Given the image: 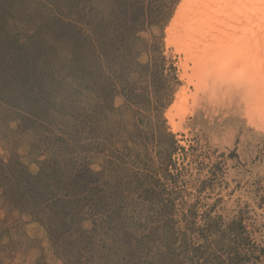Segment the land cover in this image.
<instances>
[{
    "label": "rangeland",
    "instance_id": "obj_1",
    "mask_svg": "<svg viewBox=\"0 0 264 264\" xmlns=\"http://www.w3.org/2000/svg\"><path fill=\"white\" fill-rule=\"evenodd\" d=\"M181 2L0 0V264H264L242 91L168 118Z\"/></svg>",
    "mask_w": 264,
    "mask_h": 264
},
{
    "label": "bare ground",
    "instance_id": "obj_2",
    "mask_svg": "<svg viewBox=\"0 0 264 264\" xmlns=\"http://www.w3.org/2000/svg\"><path fill=\"white\" fill-rule=\"evenodd\" d=\"M167 33L187 83L168 114L174 129L180 127L176 118L186 114L175 109L206 97L205 108L219 98L226 105L233 90L242 91V108L264 128V0H182Z\"/></svg>",
    "mask_w": 264,
    "mask_h": 264
}]
</instances>
